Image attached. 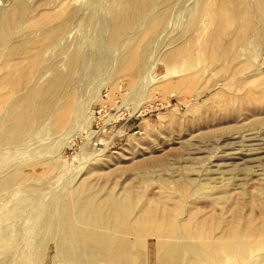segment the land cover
Segmentation results:
<instances>
[{
    "label": "rangeland",
    "instance_id": "374dc122",
    "mask_svg": "<svg viewBox=\"0 0 264 264\" xmlns=\"http://www.w3.org/2000/svg\"><path fill=\"white\" fill-rule=\"evenodd\" d=\"M0 264H264V0H0Z\"/></svg>",
    "mask_w": 264,
    "mask_h": 264
},
{
    "label": "bare ground",
    "instance_id": "6f19581e",
    "mask_svg": "<svg viewBox=\"0 0 264 264\" xmlns=\"http://www.w3.org/2000/svg\"><path fill=\"white\" fill-rule=\"evenodd\" d=\"M132 2V1H131ZM134 2H135V0H134ZM219 2V1H218ZM128 3H130V2H128ZM133 3V2H132ZM218 5V4H217ZM221 8H222V6H221ZM15 12V9H12V11H10V13H8V17H10L9 15H11L12 13H14ZM222 13H223V11H222ZM13 16V15H12ZM7 17V16H6ZM69 32V31H68ZM75 53H76V51H75ZM71 55V54H70ZM75 60V59H74ZM74 60H72L73 62H74Z\"/></svg>",
    "mask_w": 264,
    "mask_h": 264
}]
</instances>
